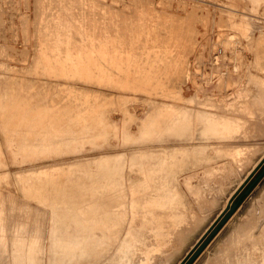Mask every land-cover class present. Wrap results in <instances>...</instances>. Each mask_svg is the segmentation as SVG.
Segmentation results:
<instances>
[{"label":"rangeland","instance_id":"1","mask_svg":"<svg viewBox=\"0 0 264 264\" xmlns=\"http://www.w3.org/2000/svg\"><path fill=\"white\" fill-rule=\"evenodd\" d=\"M263 156L264 0H0V264H178ZM263 166L191 264H264Z\"/></svg>","mask_w":264,"mask_h":264},{"label":"water","instance_id":"2","mask_svg":"<svg viewBox=\"0 0 264 264\" xmlns=\"http://www.w3.org/2000/svg\"><path fill=\"white\" fill-rule=\"evenodd\" d=\"M264 164V156L262 159L252 168V171L248 174L245 180L238 186L236 191L230 196V199L226 207L214 218L212 224L208 227L206 232L201 238V242L197 243V247L194 248V251L190 255H186L183 259L180 260L179 264H191L195 259L196 255L208 244V241L211 239L212 234L216 233L219 229V225L225 223V221L230 217L232 212L237 208V202L235 201L236 197L243 191L244 188L248 185L249 181L255 176V174L261 169ZM262 173L258 177L262 176ZM253 182V181H252ZM250 183L248 186H250Z\"/></svg>","mask_w":264,"mask_h":264},{"label":"bare ground","instance_id":"3","mask_svg":"<svg viewBox=\"0 0 264 264\" xmlns=\"http://www.w3.org/2000/svg\"><path fill=\"white\" fill-rule=\"evenodd\" d=\"M105 194V193H104ZM109 196L107 195V194H105V195H103V198H105V199H112L113 197H109ZM110 204H112L113 205V203L112 202H109ZM110 204H105L106 205V209H104V208H102L103 210H102V212H104V214L106 215V216H110L111 217V214L113 213V211H112V208L110 207ZM105 205H102V207L104 206L105 207ZM108 207H110L109 209H107ZM107 218V217H106ZM109 221V220H108ZM102 222H103V220H102ZM106 222V221H105ZM105 222H103V223H101V224H98V230H105V228H107V226L104 224ZM260 223H263V221L261 220L260 221Z\"/></svg>","mask_w":264,"mask_h":264},{"label":"crops","instance_id":"4","mask_svg":"<svg viewBox=\"0 0 264 264\" xmlns=\"http://www.w3.org/2000/svg\"><path fill=\"white\" fill-rule=\"evenodd\" d=\"M244 189H245V188H244ZM244 189H243V190H244ZM183 257H184V256H183ZM183 257H182V258H183ZM182 258H181V259H182ZM181 259H180V260H181ZM210 259H211L210 256L205 255L203 258H198L197 260H195L194 264H209ZM180 260L178 261V264H179Z\"/></svg>","mask_w":264,"mask_h":264},{"label":"trees","instance_id":"5","mask_svg":"<svg viewBox=\"0 0 264 264\" xmlns=\"http://www.w3.org/2000/svg\"><path fill=\"white\" fill-rule=\"evenodd\" d=\"M263 169H264V166H263ZM242 193H243V192H241V193L237 196V198H239L238 202H239L240 199H241L240 197H241Z\"/></svg>","mask_w":264,"mask_h":264}]
</instances>
